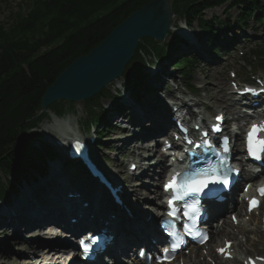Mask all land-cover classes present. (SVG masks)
<instances>
[{
	"label": "trees",
	"instance_id": "trees-1",
	"mask_svg": "<svg viewBox=\"0 0 264 264\" xmlns=\"http://www.w3.org/2000/svg\"><path fill=\"white\" fill-rule=\"evenodd\" d=\"M25 1L17 14L7 17L14 18L13 23L0 20V203L6 204L13 203L12 194H19L23 180L28 184L31 179L38 183L31 172L42 179L49 173V163L59 158L49 144L37 141L47 88L76 60L98 47L129 16L155 0ZM221 7H227V18L206 19L207 11ZM233 9L238 11L236 18L230 15ZM173 11L187 28L200 27V38L208 45L209 54L217 59L236 43L237 28L246 37L245 31L253 21L264 24V0H174ZM180 39L176 36L175 42ZM220 40L226 44L220 45ZM170 47L161 46L151 38L140 41L123 73L127 84L134 85L131 96L136 102L147 95L139 89L149 86L147 58L170 60ZM259 54L264 56V42ZM177 60L174 70L191 82L199 61L189 56ZM114 97L105 88L85 102L87 120L82 127L89 130L93 124L100 126V141L115 129L102 104V100ZM66 106V102L60 101L53 103L50 110L64 116ZM69 106L74 110L72 104ZM66 165L75 176L85 170L81 164L77 170L72 161Z\"/></svg>",
	"mask_w": 264,
	"mask_h": 264
},
{
	"label": "rangeland",
	"instance_id": "rangeland-1",
	"mask_svg": "<svg viewBox=\"0 0 264 264\" xmlns=\"http://www.w3.org/2000/svg\"><path fill=\"white\" fill-rule=\"evenodd\" d=\"M18 1V0H16ZM2 3V0H0V5ZM13 6L15 7V2H12ZM227 7H222L219 9H214L206 12V19H211L213 17H220V18H227V15H225ZM12 10H15V12L18 11L17 7L15 9H11V11H4L0 10V20H5L10 14L12 13ZM230 15L232 18H236L238 15V11L236 9H233L230 11ZM175 27L179 30L174 31V33H171V37L167 38L165 42L162 44H167L171 46L169 48L170 51H172V58L170 60H165V62H158V59L155 57L151 56L148 57L147 60L149 62V65H151V69L147 70L149 72V80L151 81L153 87L155 88V93L151 94L150 96H145V98L140 101L141 103H146L150 105H154L153 102L162 104L160 106V111L164 109V101H174L177 102L178 100H185L189 103V105L195 109V108H200V110H203V106H205L206 110H212L216 111L219 108L220 105L225 106L226 103L230 104L233 103L232 101L233 96H229V91L231 89V76L230 72L235 71L238 73L239 77L241 79H245L248 75H251V70L247 68V63L242 59V53L241 52H249L255 45L256 43L258 44L261 42L262 39L259 41H255V39H248L246 41L243 40L244 37V32L240 29L237 28L234 34L237 36V41L239 44H241L238 47H234L233 51L229 53V57L227 59L222 58V60H216L210 56L208 52V46L202 42L200 39V34H201V29L199 26L195 25V27L191 30L186 28L185 23L181 20H175ZM245 34L248 36H254V37H262L264 34V27L262 25H258L255 23V21L252 22L251 27L245 31ZM179 36L181 40L178 42H175V37ZM192 41V42H191ZM220 44H225L224 41H221ZM244 44V45H243ZM195 46V49L193 47ZM186 46L193 48V50H186L184 49ZM199 49L203 54H198L196 52ZM196 50V51H194ZM192 54L194 57L200 59V65L196 68V72L194 74L193 81L191 85H195V90H191L187 87V80H183L181 78V75L177 73L173 66L172 62L177 60V58H184L185 55ZM198 56V57H197ZM202 57L203 59L199 58ZM173 64V66H172ZM258 64V63H256ZM259 65V64H258ZM164 74L167 73L169 76L166 78L165 83L159 87L155 86L154 81L158 77H154V75L157 74ZM258 76L264 78V71L258 73ZM169 78H171V81H174V83L171 84V81L169 82ZM123 80V79H122ZM122 84L119 85H114V82L111 83L108 86V91L115 96L114 98H111L110 100H102L103 108L105 112L108 114L107 117L113 115L115 113V107L120 104L124 103L127 105L126 107L128 108V114L132 115V117H128L127 119H124L122 122H120L121 118H118L115 120V122L112 124L113 127H116L115 129L110 130V138H107L102 144L99 145H104L101 146L102 148L98 147V143H95V147L93 148V153L94 157L99 158V163L107 167V174H104L106 177H109L112 179L115 175L116 172L124 179L125 175L122 173L120 170H124L126 172L127 168L123 165L124 161L122 158L126 155H122V153L127 149L129 141V135L135 131L136 129V117L131 113V110L129 109V103L132 102L130 100L131 97L129 92V88H133L132 85H129L126 83L125 80L121 82ZM217 86L219 88H217ZM172 95V96H171ZM227 95V99L230 102H223L222 99ZM171 98H170V97ZM117 97L119 98L120 101H118ZM127 100V103H126ZM134 103V102H133ZM139 103V105L141 104ZM198 103V105L196 104ZM219 106V107H218ZM74 108V110L70 109V106H66V116L59 117L57 118L55 115H52L51 112H46L44 117L42 118V122L40 123L39 126V136L37 137V141H48L50 138H58L59 133L55 131V126L61 124L65 126V128H68L69 131L68 133H74L77 134V132H81L84 137L87 136V129H85L83 126V123L85 120H87V114L85 110V105L84 103H77L73 104L71 106ZM219 109H224V108H219ZM197 110V109H196ZM99 112V110H98ZM126 114V113H125ZM238 123L243 126L244 122L242 120H239ZM47 128L51 129V131H48ZM79 129V131H78ZM66 131V130H65ZM53 142V140H50ZM54 143V142H53ZM55 144V143H54ZM62 145V144H61ZM67 148L65 146L62 151L64 154H67ZM113 150V151H112ZM56 152L59 154L58 150L56 149ZM137 153H142L145 156H148L149 152H144L143 150H138ZM150 152L149 154H151ZM63 154L60 155V159L58 160L59 164V169L61 171H66L64 173V176H67L69 178V181L72 185L74 184L73 179L69 176V172L72 171L69 168H66L63 164V158H65V155ZM128 155V154H127ZM131 158V157H130ZM56 161V162H58ZM96 161V160H95ZM61 164V165H60ZM51 165V166H50ZM50 169L54 170L56 167L54 166L55 164L50 163ZM121 165L124 166L121 167ZM55 167V169H54ZM101 168V167H100ZM112 168V169H111ZM104 170V169H103ZM102 168L100 171H103ZM53 171V172H54ZM106 173V171H103ZM73 174V173H72ZM31 175L36 176V173H31ZM24 181V180H23ZM26 182V181H24ZM44 182V181H43ZM147 182H155L156 181H147ZM23 186V185H22ZM31 185L27 184V187H30ZM148 186V185H146ZM153 190L156 189L155 186L153 185L150 186ZM20 188V187H19ZM21 194L23 193L24 187H21ZM43 189V188H42ZM39 191L37 194L42 192ZM20 193V192H19ZM42 194V193H41ZM40 194V195H41ZM20 194L15 195L12 194L13 197V203H0V210H3V207L6 208H14L16 205H18V197ZM39 195L35 197L34 200L38 199ZM5 205V206H4ZM263 210H264V204H263ZM1 212V211H0ZM260 217L255 216V218L250 222L247 223L248 218L243 219V224L246 225V228L248 229V233L245 235H241L239 239L237 240L238 242H241V247H236L237 248V256L238 259H242L245 257V255H251V256H264V237L260 232V229L258 227V223H260ZM8 234H12V230L8 231ZM45 236V234H42ZM36 237L38 235H35ZM7 238L6 232L2 229V226L0 227V240L4 241ZM48 238V237H47ZM4 239V240H3ZM46 239V238H44ZM220 243L219 245H221ZM30 245L29 242L25 240V237L23 236L22 239L19 240V244L14 245L12 250L6 252V257H9V259H13L12 263L9 264H17V262H23L27 260L29 257L27 256L28 253L34 254V251L36 252L37 249H29ZM34 256V255H33ZM188 256V255H184ZM190 257V255H189ZM190 262V261H189ZM245 260L242 262H239L237 260L235 261H224L222 259L218 260L216 264H244ZM0 264H6V260L2 259L0 260ZM200 264V262L198 263ZM205 264V262H203Z\"/></svg>",
	"mask_w": 264,
	"mask_h": 264
},
{
	"label": "bare ground",
	"instance_id": "bare-ground-1",
	"mask_svg": "<svg viewBox=\"0 0 264 264\" xmlns=\"http://www.w3.org/2000/svg\"><path fill=\"white\" fill-rule=\"evenodd\" d=\"M175 30L179 29L174 26L173 31ZM193 47L195 49L194 45ZM184 49L190 51L193 50V48H190L188 46H186ZM196 50L194 51L198 52V54H203V52H201L199 49ZM122 81L123 80L118 79L114 82V85L116 86L122 84ZM146 81L148 82L149 86H140L139 89L142 91H155V88L153 87L151 81L149 79H146ZM154 83L156 87H161L165 83V80L156 79ZM217 88L219 87L217 86ZM129 89L132 90V88ZM151 101H149V104L141 103L140 105L136 104L133 107L134 114L138 120V124L140 127L136 128L140 129L139 133L132 132L129 135L131 136L129 140L134 139V144H136V140H143L141 138L142 134L145 135L143 136V138H148L152 136L156 131V127L158 126L163 117L167 120V123L164 124L165 128L174 127L175 123L173 122V118L177 117V111L174 112L169 106H167L165 110L162 109V111L164 112L163 116V112L160 111V106L162 104L153 102L154 105H150V103H152ZM222 101L230 102L227 99V95L222 99ZM129 105H133V103L130 102ZM177 105H181L180 108L188 107V103L185 101H182ZM219 108H224L227 114L229 116H233V118L235 115L238 116L241 113V110H239L238 106L236 107V105H234L233 103H226L225 106L220 105ZM193 115L194 111L192 113V116ZM229 120L230 122L234 121V119ZM59 127L66 130L67 132L69 131L68 128H65V126L61 124ZM59 127L55 126L54 128L55 130H57V128ZM47 130L51 131V129L49 128H47ZM66 136L67 135L65 133L61 132L60 138H66ZM148 143L149 142L142 143L139 145V147L136 146V149L143 150L144 152H149L151 145L149 146ZM131 146V144H128V148H131ZM154 151L152 150V153H155ZM131 154L132 158L137 159L136 153L134 154V151H132ZM152 156L154 155H151L149 157ZM138 163L141 170L143 171V175L139 179L137 189L134 191L133 197L131 198L127 192V186H129V184L121 183L120 178L114 175V177L112 178V182L115 187H121L120 195L124 198L123 206H118L114 202H111V212L103 211L102 215V218L105 217V222L109 223V228L114 229L113 234L115 236V244L116 248L119 249V252L117 254L118 257H113L115 264L123 263L121 262L119 256H125L128 252V249L134 244L145 243V237L149 235V230L152 229V222L145 223V221L143 219L138 218V216L144 215L142 208H146L149 210H151V208L149 206H143L140 201H142L143 199L148 200L149 198L145 197H149L153 192H155V194H160V190H156L157 188L153 190L146 185L152 184L147 181L151 179L153 180V177L156 174L158 175L157 172H159L160 169L162 172H164V165H162V163L159 161L147 162L145 160H140V162L138 161ZM86 171L89 172L87 168ZM64 173H66V171H64ZM64 173L59 169V167H56L55 172L52 175L56 179L54 186L49 185L44 188L40 198L32 201L33 199H35V197H37L39 187L46 185L45 182H42L39 185H34L32 187H25L22 193L21 202L18 205H16L10 212H3V210H1V212H3V215H7L5 221L3 222V230L6 232L7 237L11 236V239H3L4 241L0 242V260L5 259L6 264L13 262V259H9V257H6V252L10 251L15 244L19 243L21 235L25 231L30 230L31 228L43 229L34 230V232H30L29 234L35 235L39 234L41 231H44L47 241L43 242L39 236L31 239L30 242L34 243V246L30 245L29 249H32L33 251V249L39 250V248H43V250H40V256L35 257L33 256V254L28 253L27 256L29 258L23 262H17V264H34L40 260L44 261L49 257H57V261H65L67 259V253L58 250V248L51 253L44 250L45 246L51 247L52 245H58L62 243L69 244V242H63V240H67V234L63 233V230L59 228V223L61 221L67 222L69 219L73 218H76L78 219V221L83 222V218L97 212L102 199L94 196L92 194L93 190L101 192L104 196L107 197V199H109V196L107 195L104 184L99 179H95L94 186L92 188H82L72 185L69 181V178L67 176H64ZM140 194L142 195L140 196ZM63 202L66 204L65 213L63 209L60 208ZM67 205L70 207L68 212ZM221 210H223L225 213L229 212L226 204L221 206ZM236 210V215L242 217L243 209L237 203L233 205L230 215H232V213ZM99 211L102 212V209H99ZM32 219L36 220L32 223L35 225L34 227L29 226ZM134 220L139 223L138 225H136L135 228L133 226L127 227L124 225V223H127V225H132V222ZM117 221H120V223H118ZM141 223L146 226V229L144 231L142 229L140 230L139 228H137ZM239 227L241 231L247 232L241 222L239 223ZM12 229L14 233L11 235L8 234V231ZM213 234L216 237L219 236L221 238V241H224V239L226 238L229 241H236L239 236L236 232V226L231 223V221L228 223L225 222L222 226L215 230ZM239 234L241 233L239 232ZM216 247L219 246L217 245ZM209 249L211 251L209 257H217V255L214 254L213 250L211 248ZM191 255L192 258H194L195 260H199V262H201V259H206L201 253L198 254L197 252H193ZM183 259L187 260V257L184 256ZM77 263L78 262H76L75 264Z\"/></svg>",
	"mask_w": 264,
	"mask_h": 264
},
{
	"label": "water",
	"instance_id": "water-1",
	"mask_svg": "<svg viewBox=\"0 0 264 264\" xmlns=\"http://www.w3.org/2000/svg\"><path fill=\"white\" fill-rule=\"evenodd\" d=\"M173 2L155 0L129 16L98 47L76 60L47 88L42 110L59 101L85 102L120 79L141 40H166L175 21Z\"/></svg>",
	"mask_w": 264,
	"mask_h": 264
},
{
	"label": "snow or ice",
	"instance_id": "snow-or-ice-1",
	"mask_svg": "<svg viewBox=\"0 0 264 264\" xmlns=\"http://www.w3.org/2000/svg\"><path fill=\"white\" fill-rule=\"evenodd\" d=\"M217 119H222V117H218ZM214 130L219 131L218 128ZM261 132H264V123L258 125L253 124L247 135L249 154L257 159L260 158V153H264V139L259 138V134ZM188 142L192 143V141ZM225 151H227L226 148ZM210 182L227 183L226 180L217 181L216 179H213L208 173L203 170H193L191 168V165L189 166V170L185 173H177L176 175L172 176V178L165 184V190L171 191L173 193V198L169 201V206L173 208V211L170 213V215H175V212L177 211L174 207V203L176 200L183 199L184 197L190 196L192 194H198L202 192ZM258 191L261 196H264V187L259 188ZM258 204L259 201L253 199L252 201H250V208L258 206ZM220 251L223 252L224 250L221 249ZM169 259V255H164L161 260V264H164V262L168 261Z\"/></svg>",
	"mask_w": 264,
	"mask_h": 264
}]
</instances>
